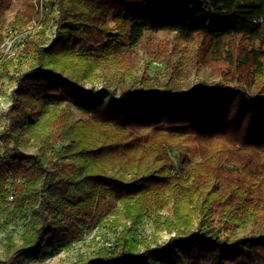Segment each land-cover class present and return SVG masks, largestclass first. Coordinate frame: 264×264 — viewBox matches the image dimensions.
I'll return each mask as SVG.
<instances>
[{"label":"trees","instance_id":"1","mask_svg":"<svg viewBox=\"0 0 264 264\" xmlns=\"http://www.w3.org/2000/svg\"><path fill=\"white\" fill-rule=\"evenodd\" d=\"M12 1L0 0V23ZM55 5L54 35L47 45L33 33L17 41L21 56L34 63L15 76L4 110L3 136L10 145L0 154V216L28 226L19 242L10 241L0 264L39 260L51 249L70 247L85 227L116 214L109 196L120 204L124 221L117 220L123 227L114 247L71 264H264V64L259 60L264 0H55ZM110 11L116 33L104 43ZM38 20L44 27L51 20L44 3L18 11L9 26L23 29ZM150 30L174 31L183 41L195 34L258 39L251 52L259 93L252 96L243 84L222 79L184 91L169 83L155 89L139 79L120 85L118 94L107 80L99 88L80 85L83 77L93 78L85 56L75 51L81 41L104 43L90 58L96 64L99 58L107 61L116 45L134 46ZM213 64L232 72L239 65L229 51L215 53ZM141 94L159 95L163 110L140 115ZM49 95L58 106L42 120L29 121L37 99ZM62 99L86 119L72 122L73 109L60 105ZM164 127L194 138L199 161L190 177L169 155L172 136ZM117 165L127 179L113 173ZM170 201L177 235L165 245L140 248L135 231ZM191 203L198 205L188 209ZM246 220L251 234L237 236L235 229Z\"/></svg>","mask_w":264,"mask_h":264},{"label":"rangeland","instance_id":"2","mask_svg":"<svg viewBox=\"0 0 264 264\" xmlns=\"http://www.w3.org/2000/svg\"><path fill=\"white\" fill-rule=\"evenodd\" d=\"M42 3H44L45 12L51 15V20L46 27L38 26L32 33L34 38L40 40L44 46L47 45L55 30L53 19L58 13L55 0H13L10 9L5 13L2 23H0L1 27L5 29L10 25L18 11H22L31 5L41 8ZM113 17L114 12H108L106 18L108 31L104 34V43L110 35L116 33ZM104 43L91 44L81 41L76 47V54L85 56L93 76L92 79L83 77L79 80L80 85L84 88H99L107 80L118 94L120 85L131 86L136 80L147 79L155 89H161L165 83H169L175 91H184L198 82L222 79L232 85L243 84L252 96L259 93L258 84L253 80L254 60L251 52V49L259 43L256 38L229 35L216 39L195 34L188 41H183L174 31L150 30L145 32L136 45L118 44L114 48L113 55L107 61L99 58L100 60L96 61V64H91L89 62L91 56L101 53ZM225 51H229L239 64L233 72L226 67L219 70L218 66L213 64L215 53ZM21 55L22 45H19L5 58L0 70V95L5 98L3 102L7 106L11 102V90L16 86L15 76L34 63L33 58L22 57ZM259 60L264 64V56ZM54 98L55 96L52 95L39 97L35 109L27 113L28 120H42L47 115L46 110L50 111L58 106L51 102ZM136 102L140 115L154 114L164 108L162 98L156 94H141ZM167 103H169V99ZM68 104L73 109L72 122L77 119H86V115L81 110L76 109L69 99L61 100L60 105ZM6 108L0 110V154L4 148L10 145L3 136L7 125V119L4 115ZM161 130L170 133L172 136V140L168 142V147L169 155L174 160L175 165L184 168L185 178L190 177L194 166L199 161L198 148L194 138L183 129L164 127ZM147 131H152V128ZM33 148L34 146H31L29 151H32ZM183 156L186 166L181 163ZM24 165L25 168L29 167L30 162H25ZM113 173L127 179V173L123 171L120 165L115 167ZM107 201L116 214L108 215L101 223L85 227L70 247L54 248L42 259H22L19 264H71L75 260L84 261L93 258L100 250L112 249L116 243L115 237L123 227L116 225L117 220H121L120 223L123 220L119 214L120 204L114 200L113 196H109ZM197 205L198 203H191L188 209L190 207L193 209ZM191 217H196V214H191ZM173 220L174 209L171 201L157 214L150 213L135 231L140 244L139 247L142 248L145 243L152 246L167 244L170 237L177 235V229L171 224ZM126 225H129V222H126ZM27 226L24 220H15L5 215L0 216V259L6 257L7 248L12 239L15 242L21 240V234ZM130 228L132 229V227ZM251 232L252 223L249 220L245 221L243 227L235 229L237 236L251 234Z\"/></svg>","mask_w":264,"mask_h":264},{"label":"built area","instance_id":"3","mask_svg":"<svg viewBox=\"0 0 264 264\" xmlns=\"http://www.w3.org/2000/svg\"><path fill=\"white\" fill-rule=\"evenodd\" d=\"M38 26H41L40 20L29 23L23 29L14 28L8 25L5 29L0 30V70L5 58L11 51L18 47V39L24 34L32 33ZM3 99L5 100V98H2L0 95V110L7 107V105H4Z\"/></svg>","mask_w":264,"mask_h":264}]
</instances>
